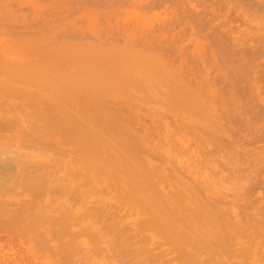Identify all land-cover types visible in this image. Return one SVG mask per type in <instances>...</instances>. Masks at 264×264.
I'll list each match as a JSON object with an SVG mask.
<instances>
[{
  "label": "rangeland",
  "instance_id": "obj_1",
  "mask_svg": "<svg viewBox=\"0 0 264 264\" xmlns=\"http://www.w3.org/2000/svg\"><path fill=\"white\" fill-rule=\"evenodd\" d=\"M160 1L98 0L97 2V0H0V54L3 56V58H1V56L0 58L5 62H9L10 59L13 60L15 58H18L15 56H20L21 54V56H23V51L28 46L27 43L31 44V46L34 48L35 53L43 54L44 52V54L50 55L57 44H59L60 47H57H62L63 50L65 49V47H71V49L68 50L66 48L64 53L62 52L64 56L62 55L61 63L65 64L64 68L66 71V75H70L71 73H73L72 70L68 67V62L70 63V58H72V55L82 56L85 54V52L89 60L93 59V62L96 61V63H93L92 60L90 62L96 65L99 71L101 70L100 72L106 71L102 74L103 76H105L104 74H106L107 72L109 73L110 71L108 70V68H111L112 71L110 73L112 75L109 74L110 77H105V80L108 82L106 93L107 96L110 97L109 99L111 102L110 104H108V108L111 110L112 115L116 119L122 122V124L129 130L133 131L135 134L137 133L140 136V139L144 141L142 147L144 151L142 149L140 150V157H143L144 155L145 159L149 158L151 163L157 166L162 171V174L167 176L168 179L175 181V183L178 182L179 184V182H181L182 185L181 183L179 185L183 187L191 183L189 184L190 187H187L194 188L193 192L199 191L196 184L198 183V181L200 182L203 179L207 180V182L211 184L209 186L210 188L212 187L211 190L208 189V191L204 192L199 191L201 194H199L198 192L200 198L202 197L204 198V200H206L205 197H207L206 202L208 201V199H211L212 201V198H214L213 201L216 200L219 195L220 197H227L226 200L219 199L220 202L225 201V203L219 204L217 202L219 205L216 206V208L219 207L221 211L225 210V213L228 212L227 219L229 221L225 220V218L218 220L222 217L219 215V217H217L216 219L218 220L219 224H217V222L215 221V227H217L215 229H217L218 231L221 230L219 232L224 233L225 228L228 226V224L231 225V221L237 222L238 218V222H241V224L244 225V221L250 222L254 217L257 218V215L262 212L260 211V209L264 208V190L263 188L261 189L258 184L261 183V181L258 182V180H262V178H264V0ZM15 22L17 25L15 24ZM74 31L77 33V35H75ZM16 33L17 35H15ZM20 33L22 34L20 35L21 38L18 37ZM79 33L83 35H80ZM54 34L55 37H53ZM78 34L80 35L79 38ZM59 36L61 37V39L59 38ZM32 42L40 44L34 45ZM69 42L70 44H68ZM151 43H155V46ZM47 45H49L50 48H48L49 46L47 47ZM53 47L54 49L52 50ZM78 48H80L81 50ZM260 50L263 52L261 53ZM59 51L61 50L59 49ZM77 51L79 52V54H77ZM67 52L70 54H67ZM80 52H83L82 55H80ZM12 54L14 55L12 56ZM26 55H28L29 57L30 52L26 53ZM35 58L36 56H32V60H34ZM116 69L123 72V74L126 73L125 76L127 75L129 78L133 79L132 75L135 76L136 78L134 77V82L136 83H141V80L146 79L148 81L151 80V83L149 82L150 84H153L155 82L154 84L158 83L159 85L156 84V86L159 87L161 84L162 87H157V90L155 88V85H152V88H154L156 92L163 88L162 91H164L166 96V92L168 91V88L170 86L172 88L174 87L175 89L176 86L174 85L176 83L178 84V87L176 88H178L179 90V87H181L183 84L186 85L187 83L186 87H184V85L182 87L188 88V86H190V91L192 87L195 90L198 89L195 91L196 93L194 92V89L192 91L194 94H200L197 95L198 97L200 96V98L197 97L198 100L196 99L200 103L192 99L193 101H195V103H192L196 106V109L195 107L194 109L190 107V109L193 111L196 110L195 112L191 110L186 111V109L184 110L181 106L177 108L176 103L179 102L170 98L172 95L168 94V98H164L165 95L162 94L164 95H161L163 98L159 99V93H161V91H158L156 93L155 91H153L154 89H150L151 85H149L150 88L146 85L144 89L147 90L148 88V92L150 90L153 91L151 92L152 95L153 93L158 94L157 99L161 101L162 99L163 101L165 99V102L167 100L168 106L164 104L165 107L159 108L161 105V101L159 102L160 105L156 104L159 100L154 99V96L153 99L157 102L155 104H152L151 101L153 99H147V96L145 94H147L148 97L149 94L147 91V93H145V91L142 89V91H144L143 94L146 96L145 98L147 99V102H149L144 103V96L142 99H140V97H142V94L140 93L141 89H137L138 91L140 90V94H134V96L136 95L135 97H132L131 94H127L126 92L127 88H129V91L131 92L132 88L139 84H134L135 86H131L132 88L130 86L127 88L121 87V91L116 87L114 90H112V86L110 85V83L113 82L116 77L113 76L114 73L112 72L116 71ZM137 77L138 81L136 80ZM178 79L181 80V83H184L182 85H179L180 81ZM148 81H146V83ZM152 81L154 82L152 83ZM143 82L145 83V80ZM144 83L140 84L143 85L141 86V88L144 87ZM140 85L137 86V88L140 87ZM93 88H95V85ZM134 89L136 90V88H133V91ZM169 90H171V88H169ZM185 90L186 89H184L183 92ZM180 91L182 92L181 88L179 92ZM124 93L126 97L123 95ZM185 93L184 95H186ZM152 95H150L149 98H152ZM17 102L19 101L14 100V102L11 103L13 107L14 103L18 106L19 103ZM4 103L5 102H3V104ZM30 103L32 102L19 104L22 105V109L21 107H19L21 110L25 109L22 113H25V111L27 110L30 114L31 112H33V115L35 114L34 111L37 108L34 111L32 109L35 108L36 104L34 103L33 105ZM183 103L181 105H183ZM26 104H29V106ZM186 106L189 108L190 103ZM2 107L3 112H1L0 110V121H3V118L6 116L5 120L7 123L9 115H6V113H4V109H7V107L9 108L11 106L4 104ZM172 108L175 109L173 110ZM197 108H200L199 115L197 114ZM165 109H167V113L164 112ZM3 113L5 116H2ZM30 114L28 116H30ZM33 115L28 118H31ZM32 118L29 120L30 123L28 124L33 123L31 122L34 121V119L32 120ZM12 119H14V117L11 118V120ZM11 120H9V123L7 124L1 123L2 125L0 127V141H2L0 142V145L2 143L1 146L7 147L6 144L9 143V141L5 140L7 138L8 140L10 139L11 144L14 143L17 139V142L13 144L12 149L9 146L7 148L2 147L3 151H6L7 149V154L2 150V152L0 151V176L4 180L6 178L7 183H10V181L13 182L11 184H6L7 186L3 184L5 182H1L4 185V188L0 187V191H2L3 189L5 190V188L7 189V192L5 190L0 193L4 195H0V198L2 197L0 200L3 199L5 204V208H3L2 205V208L0 207V264H149L146 260L145 254L144 256L143 254L136 255V253H138L139 251H141L142 253V251H144L145 248L149 246L151 251H157L158 248L164 249L169 246L160 245L159 247L158 243V245H155L156 239L153 238L149 240L153 242L155 241L154 245L149 240L148 242H146L147 239L144 240V235L139 230V227L136 228V222L138 221V218L136 219L137 216L135 214H130V212L128 211V215L124 213L122 215L121 213L124 211L121 212V210L117 209L115 205H112L114 203V199H110V196L104 199L106 203L103 202V205L105 204L104 207H106L107 204V208H104L102 204L95 207L96 205L94 206L93 203H87L85 204V208H82L80 212L77 208H67L66 210H62V208H34L35 211L33 208V211L31 208H25V206H28L27 204H25L27 203V200L25 199H30L31 196L33 198L32 200L35 199V196L31 195L33 193L30 192L29 188L25 189L22 187V185L25 184V178H30V176H33V174L37 175L35 174V171L40 170L42 172V169L46 170V173L48 171L49 173L50 171H55L56 173L57 168H54V170H52L51 165L48 166V164L43 162V164H39V162L41 163V161H37L36 163L33 162L35 164L34 167H29V161L27 162L29 166L24 162V164L20 163L21 161L19 162V165L23 164V166H19L17 164V161L15 160L16 158H18V161L21 158L26 160L25 154H28V152H25L26 150L28 151L30 149L29 153L32 154L41 152V145H38L36 142L34 144V141H31L30 139L28 140L25 135L24 136L26 138H24V136L21 134L22 132H19L20 128L22 127H19L21 123L18 122L19 128L17 129L16 127H14L17 126V123L13 127L9 125L11 123L13 125V122L15 121L13 120L12 122ZM24 120H26V118ZM26 121H24V123H26ZM22 128L25 127L23 126ZM15 132H19V134L22 135V138H20L21 136H19ZM201 132L205 136H203V134H200ZM203 137H205V142L203 140ZM11 140H14V142H11ZM47 141L49 144L46 145L48 146L52 143V148H54L55 143L52 140H46V142ZM3 142H5L6 144L3 145ZM34 145L35 147L36 145H38L39 149H37L38 147H36L35 149L38 151H34ZM17 148L20 149L18 150ZM8 149L10 150V152L12 151L14 153V156L11 155L12 152L9 153ZM49 149L51 150V148ZM231 151H233L232 153L235 152L236 154H232ZM226 152H229L231 154L228 155L229 153L227 154ZM215 154L219 157H217ZM222 155H224V157ZM233 155H235V158L233 157L232 159ZM256 156L258 158H256ZM245 158L247 160H244ZM233 160H236L235 164L233 163ZM242 160L247 161V163H245L244 161L242 162ZM257 160L260 161H258V164L256 163ZM248 161H250L251 163L253 161V163L251 164ZM229 162H232L231 166L229 165ZM30 164L33 165L31 161ZM244 164H246V167H244ZM25 165L28 166L26 169ZM242 166L244 168H242ZM21 167H23L21 171H27L28 174L24 172L26 176L19 170V168ZM45 167L47 168L45 169ZM237 167L239 171L235 169ZM248 167L249 169L247 170L246 168ZM16 168L20 171L19 174L21 176L14 174L17 173L15 171H18L16 170ZM258 170H260L259 174L261 175L257 174ZM242 171H245L244 174ZM41 172H39V174ZM54 174H51V176ZM58 174L59 172H57L55 175L58 177ZM253 174L255 175L252 176ZM236 175L240 177L242 175V178L244 180H242V178L240 179V177ZM250 175L253 178L250 177ZM233 176L237 179L238 182H240L241 186L243 185L242 187L238 184V182H235L236 179H234L235 181L233 180ZM20 177H23V181L19 180ZM53 178L56 177L53 176ZM254 179L255 181H257L255 182ZM240 180L247 182L246 184L244 182L241 183ZM1 183L0 186L2 185ZM194 184H196L197 188ZM235 184H237L236 186L238 188L235 186ZM254 184H258V186H256V189L254 188L255 190H252L251 188L254 186ZM9 185L11 187L14 185L12 187V189L15 190L14 192L12 191V189H8L11 188ZM81 185L85 186V183H82ZM19 186H21V189ZM233 186H235L236 188L234 187L235 189H232ZM250 186L251 188H249ZM27 189L29 192L27 191ZM249 189L252 191L250 192ZM101 191L102 194L103 192L106 195L109 193L105 189H102ZM215 191L218 193H216ZM247 191L250 193L247 194ZM51 194H55V191H53ZM210 194H212V196H210ZM245 194L250 199L246 202L244 201V197H246ZM225 195L227 196L225 197ZM10 199L12 201H10L11 203L8 202ZM241 199H243V201ZM256 200V206H254ZM29 201L30 200H28V202ZM238 201L240 202L239 204ZM109 202H112V204L110 203V205ZM243 202L247 203V206L244 205L246 208H242V205L244 204ZM229 204L232 207L237 208V210H234L236 212H232V210L235 208L231 209ZM87 205L88 208L86 207ZM240 205L242 206L241 208ZM248 205L250 206L248 207ZM22 207H24L25 209ZM239 208L241 210H245H240L243 216H241V214L239 213ZM26 209L30 211H26ZM101 209L103 211H101ZM42 210H44L43 213ZM252 210L255 211V213L253 211L254 214L252 213ZM249 211L252 215L249 213ZM256 211H259L258 214ZM64 213H68L67 216L70 215L69 218L72 215L74 217L77 215V220H73L71 217L72 220L70 219V223L68 222L62 224L56 222V220L60 218L59 216H62L63 218ZM95 213L97 217H99L98 214L103 215H100L102 217H99L101 218L100 221H103V219L107 217L103 221L104 223L99 222V218L97 220L96 215H94ZM217 213H222L223 215V212L217 211ZM263 213L258 218L261 219V217L264 216ZM37 215L40 217V219L38 218V222L37 219L33 218V216L36 217ZM239 215L241 217H239ZM111 216L114 218H112ZM122 216V224L120 225L117 223L118 221H116V217L120 218ZM233 216H235V220ZM247 217L249 219L248 221ZM108 218H110L112 221L114 219V222L116 221V226L114 224H109L110 226L114 225L115 228L112 229L109 227V225L106 226L108 224V221H111L108 220ZM230 218L233 219L231 220ZM53 219L56 220L53 221ZM112 221L111 223H113ZM126 221L129 224L131 223L132 226L131 224L129 225V227L128 224L123 225L127 223ZM254 222L255 221L250 222L251 226L254 224ZM233 223L234 222H232V225ZM255 224L252 227H255ZM220 225L222 227H220ZM230 225L228 227H230ZM120 226H124V228H127L128 231L127 229H125V231H127L128 233L132 228L130 230V233L133 235H136V232L140 231L141 237L144 241L142 240V238H140L139 242L143 241V243H138L142 247L145 246L143 247L144 249L142 247L139 248V244L135 241V237L130 233V235L128 234L129 237H131L130 239L128 236L126 238L123 237L127 234V232L126 234H124V228L123 230H121L123 233H119L118 236L117 234H115V231L114 233L111 232L113 230H116L117 232V230L120 229ZM249 226L250 225H248V228ZM251 226L250 230L252 231L253 228ZM237 227L235 226V228ZM239 227H241L240 224ZM243 227L242 228L244 230H241L242 233L249 236L245 237V235L242 233V235L240 234L239 236L240 231L238 233V230L235 229L237 230L236 232L238 234H231V237L233 238L232 241H230L231 239L230 237H228V250L229 252H231V250L233 251L234 249V254H236L239 248L240 250H242L243 248H246L245 246H247L248 249L249 246L251 250H245L248 252L251 251L249 252L250 254H248V257L247 255H242V258H248L249 260H242V258H240L242 251L238 253L240 255L236 254L234 256L236 257L238 255L237 257L240 258L239 260L241 261V263H243L242 261H247L248 264L249 262L250 264H259L258 261H260V259H263V256H261L262 258L259 257L258 259L257 256L259 254V251H257V249L260 247V252L262 253L264 251V246L261 247L260 245L264 242H262L263 240L258 238L255 233L253 235L254 237L256 236L257 239H255V241L253 239L254 242H250V240H252L253 238L252 233L251 231L247 233V231L245 230V227L247 229V225H244ZM221 228H224L223 231ZM232 228L234 227L232 226ZM119 236H122L123 238H120ZM139 237L140 236L138 235L137 238L139 239ZM246 239L250 242H248V245ZM129 240H131V243L135 241L134 243H136L137 245L134 243L131 244L130 242H128ZM242 241L244 243H241ZM125 242L127 244V246L125 247L128 248L125 251L128 250V253L123 250L124 245H126L124 244ZM231 242H233L235 246L232 245L233 247H230L229 244ZM254 246L258 248L254 250ZM136 247L137 249H135ZM170 248L171 247L169 246V248L167 249L170 250ZM159 249L156 253L155 251H153L151 252L152 255L150 253L149 254L153 257L155 254L162 252V250L160 251ZM167 249H165L164 251L167 252ZM144 252H146V250ZM252 252L254 254L253 257H251ZM254 252L258 253L256 254ZM150 255H148L149 259L151 257ZM172 255L175 256L174 253L170 254L169 256H167V258H164V260H162L161 258L160 260H155L154 257L153 259L157 262V264L158 262L160 264L161 261L165 263L168 262L166 264H171V262H173L170 260L172 259ZM230 255L231 254L227 256L232 259L231 256L233 255ZM223 256L224 255H222V257ZM237 257L235 259H237L238 261ZM255 257L257 258V260L254 261ZM219 258L222 261L225 260L221 257ZM211 259L212 257H210V260ZM214 259L217 260V257L215 255ZM203 260L205 259L203 258L202 261ZM210 260L208 258V263H210ZM215 260L212 259V263L216 264ZM219 261H217V264H221L222 261ZM237 261L235 260L234 262L231 260L230 262L236 263ZM230 262L229 264H231ZM239 262L237 264H241ZM205 263L207 262H204L203 264ZM227 263H225L224 261L222 264ZM172 264H177V260H174V263ZM178 264H182V261L178 260Z\"/></svg>",
  "mask_w": 264,
  "mask_h": 264
},
{
  "label": "bare ground",
  "instance_id": "obj_2",
  "mask_svg": "<svg viewBox=\"0 0 264 264\" xmlns=\"http://www.w3.org/2000/svg\"><path fill=\"white\" fill-rule=\"evenodd\" d=\"M88 1H90V0H88ZM122 1H124V0H122ZM97 2H98V0H97ZM100 4H102V3H100ZM262 5H263V3H262ZM14 15H15V13H14ZM60 15H62V14H60ZM4 16H6V15H4ZM41 16H43V15H41ZM11 18H12V16H11ZM33 18H35V17H33ZM8 19H7V21H8ZM7 21H5V22H7ZM39 21H40V19H39ZM15 24H16V22H15ZM36 30H37V28H36ZM18 33H19V31H18ZM79 34H78V38H79L80 35H83V34H80V35ZM15 35H17V33ZM20 35H22V34L20 33L18 37H20ZM32 35H34V34H32ZM75 35H77L76 32H75ZM53 37H55V34H54ZM2 38H1V40H2ZM33 38H35V37H33ZM59 38L61 39L60 36H59ZM22 39H24V38H22ZM30 39H31V37H30ZM43 39H44V37H43ZM40 40H42V39H40ZM24 43H26V42H24ZM32 43L34 45H36V44H40L41 42L40 43L32 42ZM68 44H70V42ZM149 44H150V42H149ZM151 44H153V43H151ZM27 45H28L27 48L26 49L24 48L25 52L23 51L24 55L23 56H21L22 54L20 55L21 58H20V56H15V57H18V58H15L13 60L10 59L9 62H5L3 59H1V58H3V56L0 54V56H1V58H0V102H2V103H0L1 104L0 110H1V112H3V107L2 106L4 104L5 105L7 104V105L11 106V107H9L11 110L8 107H7V109L4 107L5 108L4 109L5 110L4 113H6V115H9L8 119H7V123H9V120H11V118L14 117V119H12L11 121L13 122V120H15L14 121L15 124L13 122V125H12V123L9 124V125H11V127H13L17 123V126H14L17 129L20 126H22V127L24 126L25 128L21 127L19 132L20 133L22 132L21 134L23 136L25 135L28 140L30 139L31 141H34V144L36 142L38 145H41L40 146L41 147L40 148L41 152H36L35 154L34 153L32 154V153H29L30 149L28 151L26 150L25 152L26 153L28 152V154L24 153L26 160L21 158L22 160L19 159V161H18V158H16V159L14 158L17 161V164L19 165V162L21 161L20 163L24 162V163H26V165L29 164L30 165V166L28 165L29 167H31V166L34 167V165H35L34 163H36L37 161H41V163L39 162V164L46 163V164H48V166L51 165V169L52 170H54V168H57L56 173L59 172V174H58V177H57L55 175L56 174L55 171H50V173H49V171L47 170L48 172L46 173L45 172L46 170L42 169L43 170L42 172L40 170H37L38 172L35 171V174H37L38 177H37V175L33 174V176L31 175L30 178L29 177L25 178V180H24L25 184H23L22 187L25 188V189L29 188L30 192L33 193L31 195L35 196L34 200H32L33 198H32L31 195H30L31 196L30 199H25V200H27V203H25V202L24 203L28 205V206L24 205L25 208H28V209L29 208H31V209L32 208L33 209L34 208H46V209L47 208H58V209L62 208V210L63 209L66 210L67 208H72V209L73 208H77V209H79L78 211L80 212V210L82 208H85V204L93 203V205L94 206L96 205L95 207H97V206H100L101 204L103 205V202L106 203L104 201V199L107 198L108 196H110L109 197L110 199H114L113 200L114 203L112 204V202H109V204L111 203L112 205H115V207L117 209H120L121 212L124 211V212L121 213L118 210L122 215H123V213L127 214V211H128V212H130V214H132V215L135 214L137 216L136 219L138 218V221L136 220L137 221L136 223L138 225L136 224L137 227L136 226L135 227L136 228L139 227V230L144 235V240L147 239L146 242H148L149 239L153 238V239H156V243H155V241L153 242V241L149 240L150 242L153 243V245L155 243V245L159 244V247H160V245H163V246L164 245H169L171 247L170 250L167 249V248H169V246L167 248H164V249L163 248L162 249L158 248L160 251L162 250V252L157 253V254H155L153 256L155 260L156 259L160 260V258L162 260H164V258H167V256H169L170 254L174 253L175 256H173V255H172V257L170 256L172 258L170 260L173 261V262H171V264L174 263V260L175 261L177 260V264H178V260L182 261V264H203L204 262H207L205 264H215V263H212V259L215 260L214 259V255L217 257V260H215L216 264H217V261L220 260L219 257H221L222 259H225L224 260L225 263L228 262L227 264H229V262L231 260L234 261V262H235V260L237 261V259H235V258L238 255H240L238 253H240L241 251H242V253H241V257L240 258H242L243 256H246V255L248 257V254H250L249 252H251V251L248 252V251H245V250H251V248H249V246H248V249H247V246H245L246 247L245 249L241 248L242 250H240V248H239L238 252H236V254H238V255L235 257L234 256V255H236V254H234L235 250L233 249V251L231 250V252H229L228 247H227V242H228V237H230V239H231L230 241H232L233 238L231 237V234L235 233V235H236V233H237L236 231L237 230H238V233L240 231V233H239V236H240V234L242 233L241 230L244 228L243 227L244 225H247V229L248 230L245 227V230L247 231V233L250 232L251 231L250 230V226H251L250 222H252V221H255L254 224L255 223L256 224H255V227H252V226H254V224L252 223L253 225L251 227L253 228V230L251 231V233H252L253 238H252V240H250V242L251 241L254 242L255 239H257L256 236H258V238H260L261 240H263L262 242H264V216L261 217V219L258 218L264 212V210H262L264 208H262V209L259 208L260 211H262V212H260V214L257 215L258 216L257 218L254 217L255 219L253 218L252 221L249 222L248 221L249 219L247 217V221L249 222V224L246 221L243 222L244 225L241 224V222H238L239 220H238V218H237L238 216H237L236 217L237 218V222L231 221L230 222L231 225L228 224V226L230 225V227L227 226L225 228V232L224 233L219 232L221 230L218 231L217 229H215V228H217V227H215V223L217 222V224H219L218 220H221V219H224V218H225V220H228L227 219L228 218L227 217V213L228 212L225 213L226 212L225 210L221 211V209L219 207L216 208V206H218L221 203H225V201H221L220 202V200L221 199L222 200H224V199L226 200V198H227L226 196L227 195H225L226 198L220 197V195H219L220 198L219 197L218 198L215 197L216 200L213 201L214 198H212V201H211V199H208V201L206 202L207 197H205L206 200H204V198H202V197L200 198V195H198V192L199 191L200 192L201 191L202 192L208 191V189L211 190L212 187L211 188L209 187L211 184H209L207 182V180L203 179L200 182L198 181L199 184L196 183L198 188L196 187V184H194L195 187L199 190L198 192L195 191L196 192L195 193V192H193L194 188H189L190 187L189 184H191V183L187 184V186H189V187L181 186L182 185L181 182H179V184L181 183V185H179L178 182L175 183V181H173L171 179H168L167 176L162 174V171L157 166L153 165L151 163V161L149 160V158L145 159L144 155H143L144 158L140 157L139 152H140L141 149L143 150L142 147H143L144 141L142 139H140V136L137 133H136L137 134L136 135L133 131L129 130L126 126H124L122 124V122H120L118 119H116L112 115L111 110L108 108V104H110L111 102H110V99H109L110 97L107 96V93H106L107 92V88H108V82L105 80V77H110L109 74L112 75L110 73L112 71L111 68H108V70L110 72L109 73L107 72L108 74L106 73V74H104L105 76H103L102 74L105 73L106 71L102 70L103 72H100L101 70L99 71L97 66L90 62L91 60L93 62V59L89 60L87 58L86 52L84 51L85 52L84 55H82L83 52H80V55H82V56L72 55V58H70V63L68 62V65H69L68 67L72 70L73 73H71L70 75H66V71H65V68H64L65 64L61 63V60H62L61 58H62V55H63L62 52L64 53L65 49L67 47L64 46L65 49L63 50V48L62 47H61L62 49L59 48L60 46H59V44H57V46H59V47L56 46L55 49L53 47L52 50L53 49L54 50L53 51L51 50L52 53L50 55H48V54H44V52H43V54L42 53L41 54H37V53H35L34 48L31 46L30 43H27ZM75 45H77V44H75ZM146 45H147V43H146ZM48 46L49 45H47V47ZM73 47H72V49H73ZM48 48H50V46ZM59 49L61 51H59ZM68 49H71V47L70 48L68 47L67 50ZM78 49H80V48H78ZM86 49H83V50H86ZM26 51L30 52L29 57H28V55H26V53H28ZM69 51H71V50H69ZM75 51H76V49H75ZM260 52L262 53L263 51L260 50ZM60 53H61V55H60ZM67 54H70V53L67 52ZM77 54H79V52ZM13 55L14 54H12V56ZM32 56L33 57L36 56V58L34 60H32ZM93 63H96V61L93 62ZM112 73H114L113 76H116L115 80L110 83V85L112 86V90H114L115 87H116V88L120 89V91H121V87L122 88L123 87L127 88L129 86L130 87L131 86L132 87L135 86L134 84H136V85L139 84L140 85V84L144 83L143 81L145 80L144 87L141 88V86H143V85H140V87H138V88H137V86H139V85L133 87V88H136V90L137 89H141V91L139 90L140 93L142 94L141 95L142 97H140V99H142L143 96H144V99H143L144 103H149V102H147V99H149V100L151 99L152 100L153 96H154V99H157L158 98V96H157L158 94H156V93L158 91L159 92L161 91V93H159L160 94L159 95V99L163 98L162 96L165 95L164 91H162L163 88H161L160 90H158L156 92L157 87H159V86H156V84L157 85H159V84L158 83L154 84L155 83L154 81H152V83L154 82L153 84H150L151 80L148 81L146 79H144V80L140 79L141 83H138V82L136 83V82H134L135 81L134 80L135 76H133V75H132L133 79L129 78L127 75L125 76L126 73L123 74V72H121V71H119L117 69H116V71H114ZM143 78H146V77H143ZM136 80L138 81V77H137ZM146 81H148L147 82L148 84L146 83ZM179 81H180L179 85H182L184 83V82L181 83V80H179ZM169 82H171V81H169ZM174 82H176V81H174ZM131 83H132V85H131ZM94 85H95V88H93ZM146 85L148 87H149V85H151V88L150 87L149 88L152 89V90L154 89V88H152V85H155L156 90L154 89L153 91H155L156 93H153V95H152L151 92H153V91H151V90L149 91L150 92L149 93L147 91V90H149L147 87H146L147 90L144 89ZM177 85L178 84L175 83L174 86L178 87ZM186 85H187V83H186ZM186 85H184V87H186ZM182 86L179 87V90L181 88L182 92L181 91L179 92L178 88L175 87V89H174V87L172 88L171 86L170 87L168 86L169 88H171V90H169V88L167 87L168 91L167 92L165 91V92L167 93V96H168V94H170V95H172L170 98H172L173 100L179 102V103H176V107L177 108H179L181 106L184 110L186 109V111L191 110L190 107L193 108V109L195 107V109H196V106L193 103H195V101L198 100L197 99V97H198L197 95L199 93L198 94H194L193 91H192L194 89L193 87H192V89L190 91V89H189V88H191L190 86H188V88H183ZM160 87H162L161 84H160ZM131 88H130V90H131ZM133 88H132L131 92L129 91V88H127L126 89L127 90L126 91L127 94H131L132 97L136 93L140 94L138 90L136 91L134 89V91H133ZM142 89L145 91V93L148 92L149 97H150V95H152L151 96L152 98H149L148 95L145 94L147 96L146 97L143 94L144 91H142ZM184 89H186V90L183 92ZM173 90H176V91H173ZM196 90H198V89H196ZM196 90L194 89V92ZM109 91H110V88H109ZM184 93L186 95H184ZM162 94H164V95H162ZM123 95L126 97L125 93ZM167 96L165 95L164 98H166ZM185 97H187V98H185ZM181 98H183V99H181ZM188 98H189V101H188ZM198 98H200V96ZM154 99L151 101L152 104H155L157 102ZM159 99H157V100H159ZM192 99H194L195 101H193ZM203 99H205V98H203ZM14 100L19 101V102H17L19 104L32 102L30 104L34 105V103H35L36 104L35 108L33 107L34 109H32L34 111L37 108L34 111L35 114L33 115V112H31V114H30L29 111H27V110H26L27 112L25 111V113H22V112H24L25 109L21 110L22 109V107H21L22 105L18 104V106H17L15 104L16 102L14 103V107H13V105L11 103H13ZM153 101H155V102H153ZM160 101L161 100H159L158 103H156V104H159ZM3 102H5V103L3 104ZM164 102H165V99H164V101L162 99V101L160 103L161 105L159 104L160 105L159 108L165 107L164 104L168 106V103H167L168 101L166 100V102L165 103ZM180 102H182V103L184 102L183 105H181L182 103H180ZM189 103H190V106L188 108L186 105H189ZM198 103H200V102H198ZM162 104H163V106H162ZM26 105L29 106V104H26ZM19 107H21V109ZM199 107H201V106H199ZM182 108H180V109H182ZM180 109H178V110H180ZM166 110L167 109H165L164 112L167 113ZM199 110H200V108L198 109V112H197L198 115H199ZM191 111H193V110H191ZM195 111L196 110H194L193 112H195ZM4 113L2 114V116L4 115ZM28 113L30 114V116L33 115L32 116L33 118L32 117L31 118H32V120L34 119V121H31V122H33L31 124H28V123H30L29 120L31 119V118H28V117H30V116H28L29 115ZM168 113H169V111H168ZM170 115H172V114H170ZM200 115H201V112H200ZM25 116H27V117H25ZM40 117H41V119H40ZM5 118H6V116L3 118L4 119L3 121H0V127H1L2 124L6 123ZM25 118H26L27 121L24 120ZM43 118H44V120H43ZM24 121H26L27 125H26V123H24ZM18 122L21 123V125H19ZM22 124H24V125H22ZM18 125H19V127H18ZM25 125L27 127H29L30 125L31 126L29 128H27ZM5 130H6V128H5ZM19 132L18 133L15 132V133H17L19 136H21L20 138H22V135H20ZM17 134H15V135H17ZM200 134H203V133L201 132ZM25 136H24V138H26ZM203 136H205V135L203 134ZM204 139H205V137H203V140ZM5 140L9 141V143L6 144L5 142H3V145L6 144V146L7 147L9 146L11 149L13 147V144L15 142H17V139H16L15 142H14V140H11V142L12 141L14 142L12 144L10 143V139L8 140V138H7ZM46 140H52L55 143L54 148H52V143L47 146L46 144H49V143H48V141L46 142ZM0 142H2V141H0ZM204 142H205V140H204ZM1 145H2V143H1ZM38 145H36V147H38ZM217 146H218V144H217ZM2 147H5V146H1L0 147L1 148L0 151L2 150ZM7 147H5V148H7ZM34 147H35V145H34ZM36 147L34 148V151H38V150H35ZM5 148H3V149H5ZM49 148H51V150ZM37 149H39V147ZM6 151H7V149H6ZM6 151L4 150L3 152H6ZM11 152L9 150V153H11ZM232 152L233 151H231V153ZM231 153H229L228 155H230ZM6 154H7V152H6ZM232 154H236V153L234 152ZM1 155H3V154H1ZM11 155L14 156V153L12 152ZM222 156L224 157V155H222ZM234 156L235 155L232 156V159H233ZM217 157H219V156H217ZM245 157H246V155H245ZM248 157H249V155H248ZM256 158H258V157L256 156ZM221 159H223V158H221ZM232 159H231V161H232ZM244 160H247V159L245 158ZM244 160H242V162ZM30 161H31V163L33 165L30 164ZM235 161L233 160L234 164H235ZM258 161L259 160H257V162H256L257 164H258ZM27 162H28V164H27ZM244 162L247 163V161H244ZM248 162H250V161H248ZM50 163H52V164H50ZM231 163L229 164L230 166L232 165ZM252 163H253V161H252ZM23 164H20L19 166H23ZM240 164H241V162H240ZM247 165H249V164H247ZM28 166H26L25 169ZM258 166H260V165H258ZM227 167H228V165H227ZM244 167H246V164H244ZM244 167L242 166V168H244ZM251 167H253V166H251ZM46 168L47 167H45V169ZM21 169H23V167L19 168L20 171H21ZM235 169L238 170V167L235 168ZM246 169L248 170L249 167L246 168ZM246 169H244V170H246ZM16 170H18V169L16 168ZM19 170L15 171L18 174L17 173H14V174L21 176L19 174V172H20ZM229 171H231V170H229ZM259 171L260 170H258L257 174H259ZM21 172H23L24 175H25L24 172H26V174H28L27 171H24V170H22ZM39 172H41L42 174L41 173L39 174ZM244 172H243V174H244ZM255 172H253V173H255ZM51 174H54V175L51 176ZM229 175H230V173H229ZM254 175L255 174H253L252 176H254ZM259 175H261V174H259ZM53 176L56 177V178H53ZM234 176H233V180L236 179ZM236 176H238V175H236ZM252 176L250 175V177H252ZM18 177H17V179H18ZM32 177H35V178H32ZM199 177H201V176H199ZM226 177H227V175H226ZM238 177H240V176H238ZM22 178L20 177L19 180L23 181ZM241 178H242V175H241L240 179ZM221 179H223V178H221ZM242 180H244V179L242 178ZM254 181H255V179H254ZM260 181H261V183H258V184L261 187V189L263 188V190H264V185H263L264 184L263 183L264 178H262V180L261 179L258 180V182H260ZM1 182L2 183L5 182V183H3L4 185L13 183L12 181H10V183L9 182L7 183L6 178L4 180L0 176V183ZM235 182L236 183L238 182L237 179H236ZM242 182H244V181H241V183ZM246 182H244V183L246 184ZM248 182H249V179H248ZM82 183H85V186L81 185ZM3 184L0 186L1 188H4ZM219 184H220V182H219ZM238 184L240 185V182H238ZM258 184L257 185L254 184L255 187L253 186L251 188V186H250L249 188H251L252 190H255L257 188L256 186H258ZM236 185L237 184H235V186ZM235 186H233L232 189ZM12 187L8 188V189H12ZM19 187L21 189V186H19ZM102 189H105L110 194L108 193L109 195L108 194L106 195V194H104V192L102 194L101 193ZM5 190L7 192L6 188H5ZM5 190L3 189L2 191H0V193H2ZM241 190H243V189H241ZM252 190H250V192ZM12 191L14 192L15 190L12 189ZM27 191H28V189H27ZM53 191H55V194L52 195L51 193ZM200 192H199V194H201ZM250 192L247 191V194H249ZM216 193H218V192H216ZM7 194H5V195H7ZM0 195L4 196L3 194H0ZM112 196H113V198H112ZM210 196H212V194H210ZM246 197H247V195H246ZM246 197H244L245 198L244 199L245 202L250 200L248 197L247 198ZM259 197H261V196H259ZM259 199H258V201H259ZM28 200H30L29 201L30 203L28 202ZM217 200H219V201H217ZM241 200L243 201V199H241ZM0 201H1L0 202L1 203L0 207L2 208V206H3V208H5L4 207V205H5L4 204V200L2 199ZM10 201H11V199L8 202H10ZM235 201H233V202H235ZM67 202H69V203H67ZM209 202H212L213 204L209 203ZM256 202H257V200L255 201V203L254 202H251V203H254L255 205L254 204L253 205L256 206ZM239 203L240 202L238 201V204ZM230 204H229V206H230L231 209L235 208V207H232ZM232 204H234V203H232ZM263 204H264V202H263ZM19 205H21V204H19ZM104 205H103V207H104ZM244 205L247 206V203H244L242 205L243 207L240 205V208L241 207L242 208H246ZM249 206L250 205H248V207ZM86 207L88 208V205ZM22 208H24V207H22ZM104 208H107V204H106V207H104ZM240 208H239V211L241 210ZM28 209H26V211ZM33 209H32V211H33ZM226 210H228V209H226ZM234 210H237V208L233 209L232 212ZM28 211H30V210H28ZM34 211H35V209H34ZM43 211L44 210H42V213H43ZM101 211H103V210L101 209ZM217 211L223 212V215H225L226 217L223 216L222 213L218 214L219 212L217 213ZM241 211H245V210L242 209ZM241 211L239 212L240 214H241ZM253 211L254 210H252V213H253ZM234 212H236V211H234ZM258 212H257V214H258ZM249 213L251 214L250 211H249ZM254 213H255V211H254ZM38 215H40V214H38ZM38 215L36 216L37 218L35 216H33L34 219H37V222H38V218L40 219V217ZM67 215H68V213H64L63 218H62V216H59L60 218L57 219V220H60V221H57L55 219L56 222H59V223H62V224H65V223H68V222L70 223L71 222L70 221L71 217H72L73 220H77L76 219L77 215L75 217L72 215L70 218H69L70 215L69 216H67ZM94 215H96V213ZM100 215L103 216L102 214H100ZM100 215L98 214L99 217H101ZM218 215L222 216V217L219 218L218 220H216L217 217H219ZM241 216H243V215L241 214ZM241 216L239 215V217H241ZM99 217H97V215H96L97 220H98ZM91 218H90V220H91ZM101 218H99V222L104 223L103 221L107 217L105 219H103V221H100ZM112 218H114V217H112ZM122 218H123V216L120 217V218L116 217V221H118L117 223L120 224V225L122 224V221H121ZM233 218L235 220V216H233ZM244 218H246V217H244ZM34 219H30V220H34ZM258 219H260V220H258ZM55 220L53 219V221H55ZM108 220H111V219L108 218ZM94 221H96V220H94ZM111 221H108V224L106 226H108L109 224H114L115 226L117 225V223H115L116 221L114 222V219L112 221L113 223H111ZM232 222H234L233 225H232ZM226 223H229V222H226ZM235 223H236V225H235ZM237 223H239L241 227H239V224H237ZM127 224H128V227H129V225L131 223L129 224L127 222L126 224H123V225H127ZM114 225L113 226L109 225V227L113 229V228H115ZM248 225H250L249 228H248ZM256 225H258V226H256ZM131 226H132V224H131ZM232 226L234 228H232ZM235 226L236 227L238 226V227L235 228ZM220 227H222V226L220 225ZM119 228L120 229L117 230V232H116V230H113L111 232L114 233V231H115V234H117V236H118L119 233L120 234L123 233L121 230H123L124 226L123 227L120 226ZM125 229H127V228H124V232H125L124 234H126V232L128 231V229H127V231H125ZM218 229H220V228H218ZM221 229L223 231L224 228H221ZM235 229H237V230H235ZM130 230H129V233H130ZM234 230H235V232H234ZM140 231L136 232L140 236L139 239L137 238L138 237L137 234H136L137 235L136 236L135 234L133 235V234L130 233L131 235H133L135 237V241L137 243L140 241V238H142ZM129 233L127 232L126 236H123V237H125V238L127 236L129 237V235H130ZM254 233L256 234L255 237L253 235ZM242 234H244V233H242ZM244 235H245V237L249 236V235L247 236V234H244ZM119 237L123 238L122 236H119ZM130 238L131 237H129V239ZM136 238H137V240H136ZM247 239H249V238H247ZM247 239H246V242H247V245H248L249 241ZM253 239H254V241H253ZM142 240H143V238H142ZM143 241L139 242V243H143ZM128 242L131 243V240H129ZM133 243H131V244H133ZM241 243H244V242L242 241ZM124 244H126V242ZM134 244H136V243H134ZM260 244H261V242H260ZM229 245H230V247L232 245L235 246L233 244V242H231ZM259 245H257V246H259ZM125 246H127V244L124 245V247H123L124 251L126 249H128ZM260 246L261 247L264 246V243H262ZM133 247H135V246H133ZM140 247H142V246H140V244H139V248ZM143 247H145V246H143ZM146 248H145L146 252H144L145 250L142 251V253H141V251H139L138 253H136V255H139V254H143L144 255L145 254L146 256L145 255L144 256L146 257L147 262L149 264H151V263L155 264L156 261L151 256L152 255L151 252H153L155 250L151 251L150 246L146 247ZM256 248H258V247L254 246V250ZM135 249H137V247ZM158 249H157V251H158ZM165 249H167L168 251L166 250L167 252H165L164 251ZM260 249H261L260 247L257 249V251H259V254H258L257 257L259 259V257L262 258L261 256H263V259H260V261L261 260L262 261L261 262L258 261L259 264L260 263L262 264L264 262V253H263L264 251L262 252L263 253L262 254L260 252ZM127 251H125V252H127ZM157 251H155V253ZM130 253H132V252H130ZM254 253L257 254L258 252H254ZM221 254L224 255V256L226 254L227 255L231 254L234 257L230 255L231 258H232V259H230L227 255H226L227 257L226 256L222 257ZM148 255L151 256L150 259L148 258ZM253 255L254 254L252 252V256L251 255H249V256L253 257ZM207 257L209 258V260H210V257H212V259L209 261L210 263H208V258ZM203 258L205 260L202 261ZM237 258H238V261L236 263H234V262H232V263L230 262V263L231 264H237L240 261L239 260L240 258L239 257H237ZM229 259H230V261H229ZM246 259H248V258H245V259L242 258V260H246ZM170 260H169V262H170ZM255 260H257L256 257H255L254 261ZM221 261L222 260H220L219 262H221ZM224 261H222L221 264ZM161 262H160V264L168 263V262L165 263L163 261H161ZM242 262L243 263H241V261H240L239 263H241V264H246L247 263L248 264L247 261H245V262L242 261ZM156 264H157V262H156ZM158 264H159V262H158ZM249 264H250V262H249Z\"/></svg>",
  "mask_w": 264,
  "mask_h": 264
}]
</instances>
